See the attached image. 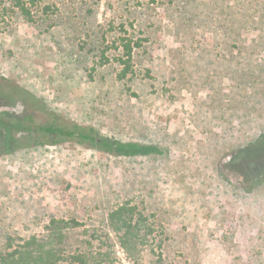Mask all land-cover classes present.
<instances>
[{"label": "rangeland", "instance_id": "obj_1", "mask_svg": "<svg viewBox=\"0 0 264 264\" xmlns=\"http://www.w3.org/2000/svg\"><path fill=\"white\" fill-rule=\"evenodd\" d=\"M37 2L35 22L17 12L0 26V78L105 136L166 152L19 147L0 127V251L48 239L52 219H76L56 243L58 264H78L75 254L152 264L153 248L166 264H264V157L241 164L264 134V0ZM2 104L11 102L0 86ZM128 200L153 229L139 263L109 219Z\"/></svg>", "mask_w": 264, "mask_h": 264}, {"label": "trees", "instance_id": "obj_2", "mask_svg": "<svg viewBox=\"0 0 264 264\" xmlns=\"http://www.w3.org/2000/svg\"><path fill=\"white\" fill-rule=\"evenodd\" d=\"M37 7H39L37 0H0V26L8 28L13 13L17 12L28 22H35ZM50 8L49 5L45 6V10ZM124 47L128 58H119L121 63L125 64L123 77L128 74L131 67L133 46L129 39L124 43ZM102 57L107 58L105 54ZM0 86L5 98L11 102V105H0V127L9 131V138L18 141L19 147L26 144L44 145L72 141L91 149L125 157L162 155L166 152L158 144L119 141L103 135L93 125L82 124L60 115L44 99L13 79L1 77ZM23 139L26 141L21 143ZM263 157L264 134L250 148L243 151L241 164L245 168L252 162L258 165ZM109 219L121 246L132 260L139 263L142 247L148 244L145 239L153 233V229L149 227V217L128 200L112 210ZM80 225L82 224L76 219H52L53 230L51 229L52 235H49L48 239L33 235L28 239H21L15 247L10 243L8 249L0 251V264H58L65 260L56 244L64 238L63 229ZM147 228L149 230L143 233ZM151 250L157 258L152 264H166L161 251H156L154 248ZM69 259L74 263L87 264V259L82 254L70 255Z\"/></svg>", "mask_w": 264, "mask_h": 264}]
</instances>
